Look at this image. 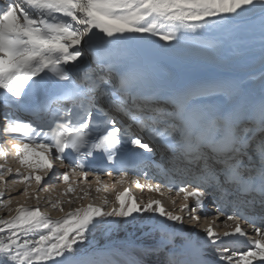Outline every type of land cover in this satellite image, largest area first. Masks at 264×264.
<instances>
[{"label":"snow or ice","instance_id":"snow-or-ice-1","mask_svg":"<svg viewBox=\"0 0 264 264\" xmlns=\"http://www.w3.org/2000/svg\"><path fill=\"white\" fill-rule=\"evenodd\" d=\"M247 18H259L261 65L247 83L231 77L178 88L147 56L188 48L244 60L255 35ZM257 81L258 100L249 95ZM0 92V131L19 164L33 169L17 168L14 184L40 186L51 176L69 184L70 173L100 183L101 171H115L122 185L161 195L175 188L189 220L185 226L160 200L138 201L127 187L107 211L88 204L55 221L21 204L0 219V264H264V214L257 220L248 211L264 213V0H3ZM154 145L167 153L163 177L133 159ZM95 151L111 169L90 163ZM57 163L66 170L56 172ZM10 173L0 164V181ZM206 202L214 211L197 231ZM221 217L232 231H213ZM122 227L133 231L120 236ZM100 231L115 237L100 245ZM227 237H246L249 246L233 251L223 246Z\"/></svg>","mask_w":264,"mask_h":264},{"label":"bare ground","instance_id":"bare-ground-1","mask_svg":"<svg viewBox=\"0 0 264 264\" xmlns=\"http://www.w3.org/2000/svg\"><path fill=\"white\" fill-rule=\"evenodd\" d=\"M147 56H148L149 60L153 63L155 68L161 73V75L172 77V83L174 84L175 87H178V88L186 87V86H189V85L197 83V82L222 79V78H231V77H239V78L245 79L246 83H247L248 75L245 76L243 74H240V75L225 74V75L220 76V77L208 76L205 69H203L199 63L191 64L187 58L180 56L179 54H177L174 51L169 52V53H164V54H160V53H157L154 51H149L147 53ZM258 73L259 72H257V74ZM249 90L252 93H255L257 95V92L260 91V89L258 87V81H257V86H255V87L249 86ZM257 98L259 99V95H257ZM0 106L3 107V102L1 100V97H0ZM7 139H6V141H7ZM162 150H164V149L162 148ZM166 155H167V153H166ZM56 168H57V166H56ZM65 170L66 169L60 168L58 166V168L55 171L56 172H64ZM31 171H33V169L30 168L26 172H21V173L27 175ZM41 176H43V175H41ZM6 178H8L10 181H13V178L22 179V177L16 176V172L14 174L10 173V175H8V177H6ZM116 181H117V178H115L113 176H109L108 178H106V177L100 178V183H97L95 181L94 175H89L87 177V179H85L82 176L72 175L70 173L69 184H71V186L76 189L75 192L68 193L67 188L69 187V184L63 183L62 180L56 179L55 176H51V178H49L44 184L40 185V187H47L51 184H55V183L59 182L60 186L59 187L57 186L58 188H56L55 191H52V192L47 191L52 196V202H50V203L52 205H54V204L57 205V207H54V209H56L58 212L55 215L51 213L52 211L49 213V214H52L54 216L53 218L50 217L53 221L63 217L64 214L66 212H69L70 210H73V209L78 208V207H86L88 205V202H86V201H88V199L90 197H96L100 203H102L101 197H106L111 202L109 205H104V210L107 211L109 209V207L111 206V204L115 203L116 194L119 192H122L124 190V188H126V187L129 189L130 193L137 198L138 201L144 200L146 202L148 199H157V200L161 201L162 205L165 207L166 210L174 211L177 214H181L179 210H180L181 204L184 202L183 199L179 200V198L174 196V195H167L164 191H163L164 194L161 195L160 193H157L154 191H152V192L148 191V189L146 187L138 188L135 184H132L130 182L122 185V184L117 183ZM2 182H4V181H2ZM27 182H32V183H34L35 186H37L34 180L24 181V183H19V184H25ZM149 182L156 183L157 181L152 180ZM140 183H141V185L146 184V181L143 177H140ZM98 187L101 189V191H99V193L96 191V189ZM84 191H88L89 196L86 198H83L85 202L80 204V202H77L75 200V197L80 199L81 197H83ZM21 192H23L22 189H18V191L17 190L15 191V188H13L12 191H9V194L6 196L11 197L13 195H18ZM6 196L3 197L2 200L5 199ZM32 196H36V194L34 192H31L29 194L28 197L30 200L29 201L30 204L29 203L26 204V201L23 204L24 200H26V199L24 198V196H20V200L18 198V201L21 203L17 204L16 207L23 204L26 207L35 208L36 207L35 201H34V198ZM69 200H71L72 203H68ZM188 203L192 204L193 201L189 200ZM206 203L208 205L206 208V213H200V215L202 217L200 224L203 223V225H204L205 216L207 215V217L210 218L211 214L214 211L210 202H206ZM61 207L64 210L63 212H61L59 210ZM4 214H5V212L0 213V218H2L4 216ZM224 219H225V217H221L220 220L216 221V223L213 225V231L214 232L222 234L224 231H232L233 230L232 228H226L225 227V225L222 223V221ZM229 223H231V222H229ZM185 226H187V225H185ZM200 229L201 228H198V229L196 228L197 231H199ZM126 231L132 232L133 229L131 227H129L127 229H124L122 227L120 232H119V235L123 236ZM247 233L249 234V236L254 235L251 227L248 229ZM137 234H138V232H137ZM114 237H115V233H113V235L110 237V236H106L103 231H100L96 234V242L99 243L100 245H103V244H105V242L107 240L114 239ZM237 240H238V237L223 238V246H229L232 249L233 245H234L233 241H237ZM245 241L246 240H244L242 242H245ZM243 250H246V249H243ZM243 250H241V251H243Z\"/></svg>","mask_w":264,"mask_h":264},{"label":"rangeland","instance_id":"rangeland-1","mask_svg":"<svg viewBox=\"0 0 264 264\" xmlns=\"http://www.w3.org/2000/svg\"><path fill=\"white\" fill-rule=\"evenodd\" d=\"M258 24H259V18L256 19L247 18L245 21L244 27L249 30L250 35L252 32H255V35H252L250 41L249 56L244 60H240V61L234 60L228 55L227 52H225L223 55H221L220 53H216L215 55H213L211 53L200 52L188 48L176 49L174 50V52H176L180 56L187 58L191 64L199 63L201 67L205 69L208 76L220 77L225 74H235V75L243 74L247 76L250 73L260 72L261 65H260ZM0 110H1L0 112H2L3 107L0 106ZM0 138H1L0 149H2V151H0V164H5L7 167L11 168L12 169L11 174H14L17 168L20 169V172H26L28 169H30V168L22 167L19 164L18 159L14 155V150L11 149L10 145L7 144L6 141L7 137L3 136L2 131H0ZM36 173L39 175H44V172L42 171H37ZM6 177L4 179V182L0 181V193L3 194V196L0 197L1 199L0 213L5 212L4 216L0 219H8L10 216H13L15 214V209L17 208L16 205L21 203L18 201V198L20 200V196H24L22 194L23 192H21L18 195L7 197L6 195H8L9 191H12L13 188H15V191L16 190L18 191V189H22V191L27 189V192L29 191L27 197L24 196L26 200H24L23 204L25 203V201L26 204L28 203L30 204L29 202L30 200L28 196L31 192H34L36 196H32V197L34 198L36 207L39 206L40 210L47 215L51 211H52L51 213L54 215L58 212L56 209H54L53 205L50 203L52 202V196L50 195L49 192L55 191V189L60 186L59 182L47 186L50 189L49 190L47 187L35 186L34 183L32 182H27L25 184H19V183L14 184L13 181H10ZM43 188H47L49 192L43 191ZM34 189L35 191H33ZM5 196L6 198L2 200V198ZM76 198L77 197H75V200L77 202H80V204L85 202L82 197L80 199L78 198L76 199ZM8 200H11V204L6 203ZM86 202H88V204L104 207V205H102V203H100L96 197H90ZM52 214H49L48 216L53 218L54 216ZM181 215L185 216L184 223L185 225L188 226L189 220L186 217L187 213H181ZM202 226H204L203 223L202 224L199 223L197 224L196 228L197 229L202 228Z\"/></svg>","mask_w":264,"mask_h":264}]
</instances>
